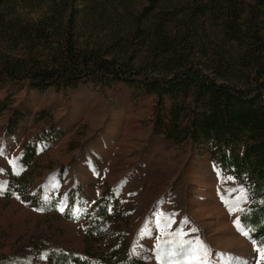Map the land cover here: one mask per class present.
Instances as JSON below:
<instances>
[{"label":"trees","instance_id":"obj_1","mask_svg":"<svg viewBox=\"0 0 264 264\" xmlns=\"http://www.w3.org/2000/svg\"><path fill=\"white\" fill-rule=\"evenodd\" d=\"M33 1L0 0V83L42 91L90 82L132 104L148 99L154 132L203 148L246 189L237 218L264 247V0H45L36 19L13 15ZM84 23L107 28L102 39L86 37ZM79 219L82 250L50 248L49 263L145 264L123 239L103 243L118 219L109 198Z\"/></svg>","mask_w":264,"mask_h":264},{"label":"rangeland","instance_id":"obj_2","mask_svg":"<svg viewBox=\"0 0 264 264\" xmlns=\"http://www.w3.org/2000/svg\"><path fill=\"white\" fill-rule=\"evenodd\" d=\"M44 2L20 4L13 15L36 19ZM105 29L82 25L93 41ZM1 106L0 258L51 264L50 248L81 251L79 212L106 197L118 219L103 243L121 238L145 264H161L158 249L165 264H264V247L234 224L248 200L235 203L240 193L232 190L246 189L203 148L154 132L148 99L132 104L124 91L90 82L39 91L3 81ZM26 152L30 159L22 163ZM189 241L198 255H166Z\"/></svg>","mask_w":264,"mask_h":264},{"label":"snow or ice","instance_id":"obj_3","mask_svg":"<svg viewBox=\"0 0 264 264\" xmlns=\"http://www.w3.org/2000/svg\"><path fill=\"white\" fill-rule=\"evenodd\" d=\"M0 154H3V150L0 149ZM4 191V188L3 187H0V193H2ZM233 192H238L240 193L239 196H237L236 198V201L235 203H239L240 201H243L246 199L247 197V193L245 192V190L243 188H238V189H233L232 190ZM19 198V197H18ZM62 210V209H61ZM235 208H230V211H234ZM235 226L237 227L238 231H240V221L239 219H237L235 222H234ZM157 227H163V228H166L168 227V224L167 223H158L157 224ZM147 234V233H146ZM182 233H180L179 230H177V232L174 234V235H181ZM245 235H247V233H243ZM193 244L192 241H189L188 242V246L185 247L183 245L177 247V248H174V249H171L170 251H168L166 253V255L168 257H173V256H176V257H186V256H194V255H198L199 252H200V249L199 248H192L191 245ZM259 252H260V259L261 260H264V248L262 249H259ZM157 257L159 259H161V264H165V260H164V257H162L160 255V251L159 249L157 250ZM254 264H259V261H256L254 262Z\"/></svg>","mask_w":264,"mask_h":264}]
</instances>
